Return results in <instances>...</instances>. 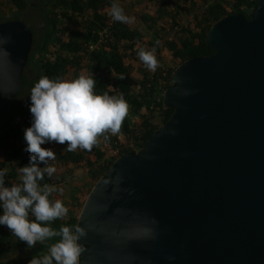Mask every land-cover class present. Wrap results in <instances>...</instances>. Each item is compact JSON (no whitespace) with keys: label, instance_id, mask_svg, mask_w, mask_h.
Returning a JSON list of instances; mask_svg holds the SVG:
<instances>
[{"label":"water","instance_id":"1","mask_svg":"<svg viewBox=\"0 0 264 264\" xmlns=\"http://www.w3.org/2000/svg\"><path fill=\"white\" fill-rule=\"evenodd\" d=\"M0 113L22 88L33 42L0 23ZM214 51L171 75L173 109L145 144L116 157L76 226L78 264H264V0L215 21Z\"/></svg>","mask_w":264,"mask_h":264},{"label":"trees","instance_id":"2","mask_svg":"<svg viewBox=\"0 0 264 264\" xmlns=\"http://www.w3.org/2000/svg\"><path fill=\"white\" fill-rule=\"evenodd\" d=\"M6 1L11 3L10 10L16 8V11L9 10V14L17 16L29 6L28 0ZM51 1V7L44 13V26L40 36L37 38L34 34L29 52L26 68L32 69V76L29 78L24 71L19 93L27 86L31 92L42 76L71 80L87 71L88 74L85 75H91L96 80L97 93L107 92L116 96L123 94L129 104V112L120 132L116 135L108 134L109 140L105 141L100 137V143L90 151L81 148L68 151L66 144L54 142L42 145L55 151V160L59 165L87 168L94 183L106 174L116 157L141 148L152 132L169 119L173 109L163 106V92L171 85V75L179 64L188 58L214 52L205 41L206 33L213 23L230 13H238L250 19V14L256 7V0H206L205 6L194 14L192 27L183 24L187 17L185 6L195 4L192 0H143L144 5L136 9L122 6L129 17L124 23L114 21L108 14L114 0ZM148 7L150 11L147 10ZM133 14L139 15L140 22L144 21L156 33L157 21L163 27L174 30V38L165 41L164 52L167 53L154 41L144 38L137 28L138 20L134 19ZM9 18L0 17V23ZM11 18L14 19V16ZM65 18L82 29L76 28L67 37L63 21ZM140 48L155 49L159 67L155 72L144 70L142 77L138 78L133 74L131 62H126V59L130 57L136 60ZM121 76L124 78L121 79ZM16 96L4 111L13 105ZM29 96L30 93L15 112L21 119H12L6 127L0 128V169L7 171L5 182L8 185L20 183L19 169L29 161V153L24 151V129L31 124ZM103 143L115 149L117 154L114 157L106 156L102 150ZM54 166L57 172L50 178L45 175L42 184L54 186L64 182L65 174L59 170L60 166ZM92 186H85V195ZM50 199L53 200L52 195ZM71 201L68 214L63 219L53 221L51 227L58 230L61 225L76 226L84 200L76 201L73 196ZM30 219L34 217L30 216ZM59 239L53 237L43 244L37 243L33 248H28L7 226L0 225V264H7L9 261L29 264L33 256L46 254L49 246ZM9 255L18 257L10 260Z\"/></svg>","mask_w":264,"mask_h":264},{"label":"clouds","instance_id":"3","mask_svg":"<svg viewBox=\"0 0 264 264\" xmlns=\"http://www.w3.org/2000/svg\"><path fill=\"white\" fill-rule=\"evenodd\" d=\"M108 14L117 22L129 20L115 0ZM6 42L0 38V43ZM154 52L155 49L138 50L140 60L152 72L159 67ZM95 89L96 80L91 75L81 74L71 80L42 76L29 96L31 124L24 129V151L29 153V161L19 169L20 183L6 184L7 171L0 169V225L7 226L28 248L53 237L60 238L49 246L46 254L33 256L29 264H78L83 251L78 242L86 235L83 227L61 225L58 230L51 227L69 209L62 200L50 199L62 189L41 183L45 175L50 178L57 172L49 163L56 159L55 151L42 145L54 142L66 144L68 151L78 148L90 151L100 143V137L107 141L108 134L120 132L129 112L128 102L123 94H100Z\"/></svg>","mask_w":264,"mask_h":264},{"label":"rangeland","instance_id":"4","mask_svg":"<svg viewBox=\"0 0 264 264\" xmlns=\"http://www.w3.org/2000/svg\"><path fill=\"white\" fill-rule=\"evenodd\" d=\"M192 1H194L195 4L192 3V5L187 4L185 6L187 17L185 23L183 24L190 25L193 27L194 14L198 13L205 6L207 1L206 0H192ZM116 2L119 3L121 6L130 7L132 9H136L144 5L143 0H116ZM9 7H11V3H9L6 0L0 1V12H3L4 14L9 13L8 11ZM153 9H151V12L153 11ZM147 10L150 11V7H148ZM133 17L135 20H138L137 28L144 35V38L150 41H154V43H156L164 52L165 41L174 38V30L172 31L168 27L166 28L163 27L162 26L163 24L160 21H157L155 25V29L157 30L156 33L152 29L147 27V24L144 21L140 22V20L138 19L139 15L136 16L135 14H133ZM39 18L40 16L39 17L35 16L34 19H30L37 38L40 36L42 29L40 25L42 26L41 23L43 21L40 20ZM149 50H152V48ZM164 53H167V51H165ZM126 62H131V65L133 66V74L138 78L142 77L144 70H148L145 67L144 63L140 60L139 56H137L136 60H133L130 57H128L126 59ZM25 72H26L25 74L29 78H31L32 69L28 67L26 68ZM29 93H30V87L27 86L21 93L19 94L17 93L18 95L16 94L17 96L15 98L13 105L9 107L7 110L5 111L3 110L4 112L0 116V128L6 127L11 122L12 119L16 121H19L21 119L18 114L15 115V112L18 110V107L26 99ZM50 162L51 164L53 163L54 165L56 164L57 166H60L59 170L63 172L66 176L63 183L54 185L55 187H57L58 189H62L63 191L62 192L57 191L53 193L52 194L53 200L56 199L62 200L66 207H71V203L73 202L71 201V199H73V196L76 198V201L85 200L87 196L84 193L85 186L87 185L89 187L94 184V180L87 173V168H78L72 165L61 166L57 163L56 160ZM18 178L20 179V176ZM75 209L77 210L78 208L75 207ZM17 255H9L10 260L17 258L18 257ZM7 264H15V262L9 261V263Z\"/></svg>","mask_w":264,"mask_h":264},{"label":"flooded vegetation","instance_id":"5","mask_svg":"<svg viewBox=\"0 0 264 264\" xmlns=\"http://www.w3.org/2000/svg\"><path fill=\"white\" fill-rule=\"evenodd\" d=\"M28 2H29V6L27 8H25L24 10L20 11L18 16L16 14H11V13L10 14L6 13L8 15H5L3 12H0V17H10L9 19H7L5 21H2V22H6V21H9V20H15L16 19V20L23 21L26 24L29 23L30 25L29 24H27V25L30 27V29L32 31V34H33V38H34L35 30H34L32 24H31V20L30 19H34L35 16H37V17L40 16L39 19L43 20L42 23H41L42 26L40 25V27L43 29V26H44V13L51 7L52 1L51 0H46V1H43V0H28ZM9 10L10 9L8 8V11ZM10 11H16V8H13ZM13 16H14V19L11 18ZM72 16H73L72 18L75 17L74 14ZM63 21H64L65 26H66L65 35L67 37L71 36L75 32L76 28L77 29H82L79 26L73 25L68 20V18L67 19L65 18ZM25 69H26V67H25ZM25 69H24V71H25ZM84 73L88 74L87 71H84Z\"/></svg>","mask_w":264,"mask_h":264},{"label":"built area","instance_id":"6","mask_svg":"<svg viewBox=\"0 0 264 264\" xmlns=\"http://www.w3.org/2000/svg\"><path fill=\"white\" fill-rule=\"evenodd\" d=\"M102 150L105 151L106 156L108 157H114L117 154V151L113 149L111 146H109L107 143L102 144Z\"/></svg>","mask_w":264,"mask_h":264}]
</instances>
